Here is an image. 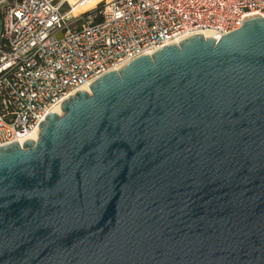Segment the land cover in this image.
Returning a JSON list of instances; mask_svg holds the SVG:
<instances>
[{"label": "water", "instance_id": "obj_1", "mask_svg": "<svg viewBox=\"0 0 264 264\" xmlns=\"http://www.w3.org/2000/svg\"><path fill=\"white\" fill-rule=\"evenodd\" d=\"M88 90L0 147V264H264V17Z\"/></svg>", "mask_w": 264, "mask_h": 264}, {"label": "built area", "instance_id": "obj_2", "mask_svg": "<svg viewBox=\"0 0 264 264\" xmlns=\"http://www.w3.org/2000/svg\"><path fill=\"white\" fill-rule=\"evenodd\" d=\"M254 16L264 17V0H21L0 6V147L22 146L47 114L125 63L204 32L220 39Z\"/></svg>", "mask_w": 264, "mask_h": 264}, {"label": "bare ground", "instance_id": "obj_3", "mask_svg": "<svg viewBox=\"0 0 264 264\" xmlns=\"http://www.w3.org/2000/svg\"><path fill=\"white\" fill-rule=\"evenodd\" d=\"M90 6H92V5H87V6L84 7L82 10H86V9L89 8ZM203 36H204V37H212V38H214V39H218V38H219L218 35H216V34H214V33H211V32H204V33H203ZM83 91L89 92V90H88L87 87L83 88ZM53 113L58 114V115H61L60 108H55V109L53 110ZM38 132H39V131H38ZM28 138H29V140L37 141V140H38L37 131H36V132H33Z\"/></svg>", "mask_w": 264, "mask_h": 264}, {"label": "rangeland", "instance_id": "obj_4", "mask_svg": "<svg viewBox=\"0 0 264 264\" xmlns=\"http://www.w3.org/2000/svg\"><path fill=\"white\" fill-rule=\"evenodd\" d=\"M15 3H17V2H14V1H10V0H6L5 2H2L1 4H0V6H9V7H11V6H13Z\"/></svg>", "mask_w": 264, "mask_h": 264}, {"label": "trees", "instance_id": "obj_5", "mask_svg": "<svg viewBox=\"0 0 264 264\" xmlns=\"http://www.w3.org/2000/svg\"><path fill=\"white\" fill-rule=\"evenodd\" d=\"M10 1H14V2H20L21 0H10Z\"/></svg>", "mask_w": 264, "mask_h": 264}]
</instances>
